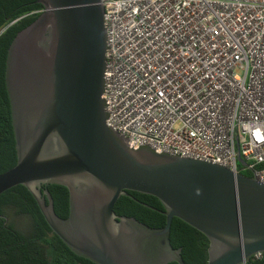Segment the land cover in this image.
<instances>
[{"label":"water","instance_id":"obj_1","mask_svg":"<svg viewBox=\"0 0 264 264\" xmlns=\"http://www.w3.org/2000/svg\"><path fill=\"white\" fill-rule=\"evenodd\" d=\"M6 58L16 164L0 195L21 185L51 231L94 264H185L170 243L173 218L208 240L205 264H247L264 253V183L206 161L134 144L111 126L103 98L107 34L100 0H38ZM241 166L247 163L239 156ZM68 190L59 217L41 185ZM134 191L159 200L165 225L114 212Z\"/></svg>","mask_w":264,"mask_h":264},{"label":"built area","instance_id":"obj_2","mask_svg":"<svg viewBox=\"0 0 264 264\" xmlns=\"http://www.w3.org/2000/svg\"><path fill=\"white\" fill-rule=\"evenodd\" d=\"M100 4L115 131L264 183V0Z\"/></svg>","mask_w":264,"mask_h":264},{"label":"trees","instance_id":"obj_3","mask_svg":"<svg viewBox=\"0 0 264 264\" xmlns=\"http://www.w3.org/2000/svg\"><path fill=\"white\" fill-rule=\"evenodd\" d=\"M44 10L38 0H0V174L16 164V151L5 85L8 48L19 31ZM261 166L255 169H260ZM251 176L252 171L242 172ZM53 199L55 213L68 215V190L60 185H41ZM118 216L133 217L152 228L165 225L163 207L151 195L126 191L114 205ZM170 243L181 249L185 264H205L208 240L180 219L173 218ZM0 264H94L76 256L51 231L29 191L15 186L0 195ZM169 264H177L171 262ZM247 264H264V253Z\"/></svg>","mask_w":264,"mask_h":264}]
</instances>
